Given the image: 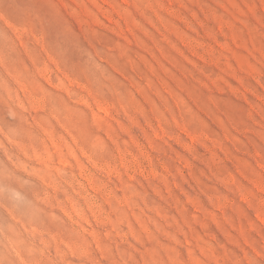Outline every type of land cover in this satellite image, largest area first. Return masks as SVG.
Listing matches in <instances>:
<instances>
[{
  "label": "rangeland",
  "instance_id": "1",
  "mask_svg": "<svg viewBox=\"0 0 264 264\" xmlns=\"http://www.w3.org/2000/svg\"><path fill=\"white\" fill-rule=\"evenodd\" d=\"M0 264H264V0H0Z\"/></svg>",
  "mask_w": 264,
  "mask_h": 264
}]
</instances>
